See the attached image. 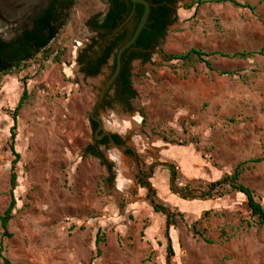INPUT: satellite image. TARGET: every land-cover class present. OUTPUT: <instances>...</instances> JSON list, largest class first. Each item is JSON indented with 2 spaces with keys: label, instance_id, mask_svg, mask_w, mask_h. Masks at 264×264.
<instances>
[{
  "label": "rangeland",
  "instance_id": "1",
  "mask_svg": "<svg viewBox=\"0 0 264 264\" xmlns=\"http://www.w3.org/2000/svg\"><path fill=\"white\" fill-rule=\"evenodd\" d=\"M188 1L175 6L177 22L162 43L165 53L194 48L233 55L263 49L262 55L212 56L210 71L201 63L163 64L155 51L149 64H131L135 112L111 101L98 117L105 131L135 149L142 170L154 167L148 183L155 200L183 214L168 231L172 264H264V227L254 226L243 196L182 200L169 191L168 176L159 166L163 161L175 166L178 187L184 180H197L204 190L205 183L242 163L240 181L264 208V162L251 163L264 157V0H237L253 12L221 3L204 4L195 15L184 8ZM104 9L99 0H78L66 13L62 31L49 46L66 50L60 64L39 66V54L22 68L0 75V215L10 201L12 156L7 143L22 83L28 94L16 117L14 147L20 160L10 237L2 238L0 228L2 254L14 264H166L164 219L154 213L138 184L132 157L115 149L103 151L102 166L84 152L92 142L89 113L112 62L103 75L83 79L77 76L75 60L91 37L85 21ZM225 72L230 74H221ZM108 116L137 121V130H109ZM141 136L145 145L136 148ZM114 153L126 161L132 183L127 192L116 190ZM97 230L100 243L95 245Z\"/></svg>",
  "mask_w": 264,
  "mask_h": 264
},
{
  "label": "trees",
  "instance_id": "2",
  "mask_svg": "<svg viewBox=\"0 0 264 264\" xmlns=\"http://www.w3.org/2000/svg\"><path fill=\"white\" fill-rule=\"evenodd\" d=\"M78 0H51L49 6L42 10L33 20L31 29H23V31L9 42H4L0 39V75H8L13 70L22 68L25 64L33 60L37 55L41 54L40 65L46 63L60 64L61 58L66 50L58 48L49 49V46L54 42L59 33L64 27L63 19L66 13L74 8ZM105 6L103 12H98L91 15L84 23L91 34V47L95 48L93 61L88 68L83 71L87 76H91L98 72L99 68L106 61L115 55L117 49L125 43L135 31L139 20L143 14V6L133 4L127 0H99ZM150 6V14L145 24L144 29L139 35L136 42L127 50L121 57V70L115 79L112 87L115 88V96L119 103L123 105L127 111L135 112L132 107V101L136 99V91L133 88L131 75V62L138 59L141 64L147 65L150 63V55L157 51L162 58L163 64L177 62L183 67H191L194 64L201 63L208 70L214 71L208 60L212 56H220L227 58H247L255 54L262 55L263 49L258 53H235L226 55L221 52L203 53L199 49H190L181 54H167L161 47L166 37L168 28L177 22L175 6L181 0H145ZM229 3L233 7L248 9L253 12V8L247 4H241L237 0H189L184 4V8L188 11H193L195 15L204 4H221ZM114 71V64L111 68V74ZM108 77H110V75ZM221 74L230 73L225 72ZM22 92L17 101L15 108L11 113L12 126L9 129V140L7 147L12 156L10 162V178H9V197L10 201L6 209L0 215V228L2 238L10 237L8 233V225L12 219V211L15 207V199L13 191L16 188L15 166L20 160V156L14 150V141L16 136V117L19 110L22 108L27 99V90L25 83H22ZM89 120V119H88ZM90 129L93 132L96 124L89 120ZM113 139L119 142V138L114 136ZM104 140L103 142H105ZM91 145L84 149L86 154H90L99 160L100 165L104 166V161L99 153L89 151ZM195 150L197 151L196 147ZM125 155L132 156L130 151H126ZM264 162V157L255 158L251 161L253 164ZM175 166L168 167V180L170 189L173 194L174 190L183 194L179 196L182 200H198L207 201L221 199L225 196L241 195L245 199V206L249 212V216L253 219V224L256 228L264 227V208L255 192L246 187L240 181V176L244 171L243 164L240 163L232 170L230 174L222 175L214 182L205 183V189L201 190V181L190 180L185 181L183 186L178 187L177 181L180 174L176 171ZM108 170V169H107ZM173 183L171 185V181ZM141 188H145L147 198L154 213L159 214L164 219L163 236L167 241L166 253L168 254L166 264H172L171 258L173 252L171 250L168 231L170 227L176 225V217L183 219V214L177 210L163 206L155 200V192L149 183H138ZM189 194V196H185ZM101 231L97 230L95 234V245L100 243ZM201 237L200 233H196ZM2 244L0 242V264H14L6 259L3 254ZM98 255V251H97Z\"/></svg>",
  "mask_w": 264,
  "mask_h": 264
},
{
  "label": "water",
  "instance_id": "3",
  "mask_svg": "<svg viewBox=\"0 0 264 264\" xmlns=\"http://www.w3.org/2000/svg\"><path fill=\"white\" fill-rule=\"evenodd\" d=\"M133 4H140L143 6V14L139 20V23L133 32L132 36L123 43L115 52V55L110 58L112 64H114V71L106 80L102 87L95 103L89 113V120L97 124V128L94 131L93 138L99 140L102 136H106L109 140L110 145L117 150L119 153L124 154L125 151L129 150L132 153L134 168L138 175H140L137 161V152L129 145H117L111 138L112 132H104L102 135H97L98 132L103 128L102 122L96 118V113L101 106V103L107 94L108 90L117 78L121 69V57L125 50L130 48L138 39L142 30L145 27L147 19L150 14V6L145 0H127ZM51 0H0V39L4 42H9L18 36L23 29H31L33 26L32 20L39 15V13L46 9ZM138 115V114H137ZM143 135V133H141ZM151 171L149 169V175ZM173 180L171 181V185ZM174 193L181 196L183 194L174 190ZM189 196V194H185Z\"/></svg>",
  "mask_w": 264,
  "mask_h": 264
},
{
  "label": "flooded vegetation",
  "instance_id": "4",
  "mask_svg": "<svg viewBox=\"0 0 264 264\" xmlns=\"http://www.w3.org/2000/svg\"><path fill=\"white\" fill-rule=\"evenodd\" d=\"M94 52H95V48L91 47V40H90V38H88V40L83 43V48H82L81 51L78 52L76 60H75V64H76V67H77V76H79V77L81 76L83 79H88V78L94 79V78H97L100 75H103V73L106 71V67L108 66V62H109L110 58L106 61L105 64H103L99 68L98 72H96L95 74H93L91 76H87L84 73L83 70L85 68H88L91 65L92 61H93ZM135 61L141 63V61L138 60V59L132 60L131 63H133ZM112 66H113V64H112ZM110 74H111V71H110ZM111 101L112 102L114 101V102L118 103L119 105H121V103H119V101L117 100V98L115 96V88H113L112 86L110 87V89L108 90L107 94L105 95V97H104V99H103V101L101 103V106H100V108L98 109V111L96 113V118L99 119V117H98L99 111L104 110L107 107H110V105L112 103ZM96 128H97V124H96ZM96 128L94 129V131L96 130ZM94 131L92 132L93 134H94ZM104 132H105V130L102 128L98 132L97 135H102ZM114 136H117L119 138L118 139L119 142H116L113 139ZM111 138H112L113 142L116 143L119 146L127 145V140H124L122 137H120L119 135H117L115 133H111ZM104 140H106V141L103 142ZM112 148L113 147L110 145L108 138L106 136H102L99 140H95L94 138H92L91 148L89 149V151H94V153H100L101 154V150L108 151V150H110ZM127 151H129V150H127ZM132 159H133V157H132ZM137 161H138V155H137ZM133 164H134V162H133ZM138 168H139L140 175H138L136 173V180L138 182L148 183V180L150 179L149 169H150V171L153 172L154 167L153 166H149L146 169V171L142 170V165H141L140 161H138Z\"/></svg>",
  "mask_w": 264,
  "mask_h": 264
},
{
  "label": "bare ground",
  "instance_id": "5",
  "mask_svg": "<svg viewBox=\"0 0 264 264\" xmlns=\"http://www.w3.org/2000/svg\"><path fill=\"white\" fill-rule=\"evenodd\" d=\"M105 126L112 131L120 132L121 134H126L130 130H137L138 123L137 121L134 122L133 120L126 119V118H117V117H107L105 120ZM135 146L142 148L145 145L144 139L141 137H138L135 140ZM111 160L115 162L117 166V174H118V180H117V192L123 193L127 192L131 187V179L129 174L127 173V164L125 159L119 155L118 153H114L111 155Z\"/></svg>",
  "mask_w": 264,
  "mask_h": 264
},
{
  "label": "crops",
  "instance_id": "6",
  "mask_svg": "<svg viewBox=\"0 0 264 264\" xmlns=\"http://www.w3.org/2000/svg\"><path fill=\"white\" fill-rule=\"evenodd\" d=\"M75 75V72H72L71 73V75ZM103 125V124H102ZM106 132V131H105ZM16 133V132H15ZM113 133V132H112ZM16 137V136H15ZM92 138H93V133H92ZM91 145V144H90ZM128 145V144H127ZM14 146H15V141H14ZM89 146V145H88ZM87 147V146H86ZM86 147H84V149L86 148ZM112 149H114V148H112ZM14 150H15V147H14ZM103 151H105V150H101V154H103ZM117 151V150H116ZM10 152V151H9ZM16 152V151H15ZM17 153V152H16ZM170 154H172L171 152H169ZM191 153V149L189 150V152H188V154H190ZM18 154V153H17ZM100 154V153H99ZM100 154V155H101ZM19 155V154H18ZM123 155H125V154H123ZM20 156V155H19ZM194 157V156H193ZM173 158V157H172ZM171 159V158H170ZM194 159H196V158H194ZM171 161H173L172 159H171ZM169 162V161H168ZM167 161H163L162 163H159V166H162V170H163V172H162V175H166L167 174V176H169V173H168V165H167V163H168ZM150 166H152V165H150ZM154 173L151 171V174L149 175L150 176V179L151 178H153L154 177V175H153ZM161 179V178H160ZM187 179V178H186ZM162 182V181H161ZM150 185V184H149ZM160 186H163V183L161 184H159ZM117 189V188H116ZM177 195V194H176ZM179 196V195H178Z\"/></svg>",
  "mask_w": 264,
  "mask_h": 264
}]
</instances>
